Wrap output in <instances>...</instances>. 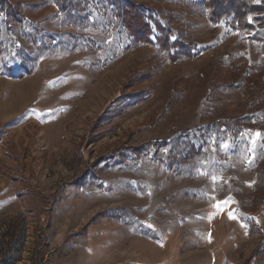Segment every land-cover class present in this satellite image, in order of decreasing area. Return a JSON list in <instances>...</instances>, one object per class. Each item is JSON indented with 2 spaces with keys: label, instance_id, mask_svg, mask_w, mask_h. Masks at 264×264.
<instances>
[{
  "label": "rangeland",
  "instance_id": "374dc122",
  "mask_svg": "<svg viewBox=\"0 0 264 264\" xmlns=\"http://www.w3.org/2000/svg\"><path fill=\"white\" fill-rule=\"evenodd\" d=\"M131 1L191 57L102 0H0V264H264V54L204 0Z\"/></svg>",
  "mask_w": 264,
  "mask_h": 264
},
{
  "label": "trees",
  "instance_id": "16d2710c",
  "mask_svg": "<svg viewBox=\"0 0 264 264\" xmlns=\"http://www.w3.org/2000/svg\"><path fill=\"white\" fill-rule=\"evenodd\" d=\"M60 11H65L67 5L76 0H54ZM106 7L116 14L120 25L128 36L137 44H153L166 52L170 62L176 59L191 57V49L183 43L172 41L173 34L159 21L154 19L144 7L131 0H102ZM206 16L211 24L226 22L238 33L250 35L249 40L256 51L264 54V0L259 3L254 0H204ZM3 13V12H2ZM9 13L11 16H9ZM5 18L13 17L12 11L7 9ZM249 17L252 21L249 22ZM14 18V17H13ZM2 75L12 78L13 71L2 68ZM19 79L32 75V68L23 64Z\"/></svg>",
  "mask_w": 264,
  "mask_h": 264
},
{
  "label": "snow or ice",
  "instance_id": "6c2138e0",
  "mask_svg": "<svg viewBox=\"0 0 264 264\" xmlns=\"http://www.w3.org/2000/svg\"><path fill=\"white\" fill-rule=\"evenodd\" d=\"M254 2L259 3L260 0H254ZM248 19H249V22L252 21V18H251V17H249ZM256 135L259 136L260 134H259V133H256ZM253 143H255V141H253ZM223 147H227V145H223ZM232 202H233V201H232L231 198L229 197V198H226V199L223 200V201H219V202H217L216 204L213 205V207L216 208V210H217L218 212H222V211H224V210L226 209V207H227L229 204H231ZM227 214H228L229 219H234V218H235V216H234V212L229 211ZM243 226H244V225H242V227H243ZM149 227H151V225H149Z\"/></svg>",
  "mask_w": 264,
  "mask_h": 264
}]
</instances>
